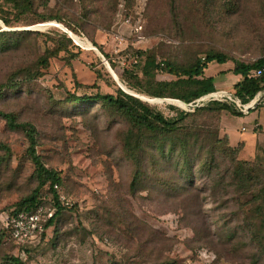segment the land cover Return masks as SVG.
I'll return each mask as SVG.
<instances>
[{"label":"rangeland","instance_id":"1","mask_svg":"<svg viewBox=\"0 0 264 264\" xmlns=\"http://www.w3.org/2000/svg\"><path fill=\"white\" fill-rule=\"evenodd\" d=\"M0 32V112L34 128L37 154L73 203L42 240L21 247L3 230L6 213L45 179L25 131L0 118V264L18 258L21 264H264L252 195L228 176L234 161L255 165L250 191L264 190V143L254 154L253 141L232 147L224 131L247 137L241 128L253 115L213 109L193 115L186 104L155 101L131 87L145 85L147 58L190 66L221 53L232 68L264 59V0H0ZM137 50L144 57L127 75ZM220 66L210 64L206 74ZM155 74L157 81L176 80ZM118 91L168 120L191 114L186 122L205 127L200 149L206 151L195 146L186 156L160 159L172 154L171 145L126 113L76 101ZM213 149L210 175L203 166L214 162L207 151Z\"/></svg>","mask_w":264,"mask_h":264},{"label":"trees","instance_id":"2","mask_svg":"<svg viewBox=\"0 0 264 264\" xmlns=\"http://www.w3.org/2000/svg\"><path fill=\"white\" fill-rule=\"evenodd\" d=\"M3 33L4 32H0V35ZM23 33H25V35H31L33 32L23 31ZM144 54L145 52L139 50L133 53L136 62L134 65L131 64L125 69V73H127V75L132 74L134 66L140 63L141 59L144 57ZM72 57L76 58V56ZM229 61L230 59L228 58V56L221 53L208 54L206 58H204L203 60L199 59L196 61L195 64H192L190 66H179L176 64H172L166 60L160 61L156 64V66L154 61L150 60V58H147L144 67V81L146 82L145 85H133L131 87H133L135 90L142 94L154 98H159L158 100L168 98L178 99L184 101H175L178 104L189 105L197 99H200L204 96L206 97V95L208 96V94L210 95L213 93H217L215 88V78L206 76V70L212 63L223 65L228 63ZM253 70H262L263 73L257 78H249V74ZM155 71H161L172 75L175 77L176 80L170 82L157 81ZM233 72L235 75H240L243 79L235 85V91L232 95L236 96L239 100H241L244 105L252 102L258 94L264 91V59H260L253 64L237 62L235 63ZM124 93L130 94L125 90ZM132 94H134V92H132ZM76 101L79 104H106L108 106L117 108L120 112L126 113L132 119V123L136 127H139L140 129L145 130L147 133H150L152 136L155 137V140H157L158 142H162L164 144L167 142L171 145L170 152L172 154H161L160 159H167L168 155L173 156L177 153L186 156V154L193 152L196 147L200 149V142L204 140L206 134L205 130L203 129L205 128L204 125H199L196 122H193L192 124L186 122L192 117L191 114L182 112L180 113L178 118L168 120L162 114L154 112L149 106L135 101L132 98H124L119 91L116 95L102 94L100 92H97L93 95H83L77 98ZM258 106H256V108ZM170 109L174 110L175 108L171 107ZM211 109L219 113L223 111H230L231 113L236 115L241 114L235 111L232 108V105L228 103L215 102L214 106L211 108L200 107L195 109L193 115ZM0 118L6 120L8 126L11 129H22L25 131L30 143V146L28 148L29 155L37 168V172L45 179V182L42 183L41 186L32 193V195L20 202V204H18V206H16L14 210H11L6 213L5 218L2 220V228L6 233L9 234L10 224L19 213H31L36 211L41 206H45L48 208L55 207V214L53 218L46 222L45 232H43L39 237V240H42L45 237L47 231L53 226H55V224L57 223L58 216L62 212L70 210L73 205L63 206L60 204L59 198L61 195H64L68 199L70 198L66 195L62 188V180L60 176L55 172L46 169L44 164L42 163L40 156L37 154V139L35 136L34 128H30L26 124L18 125L16 122V117L13 114H6L0 112ZM160 149L164 153L165 145L162 146ZM200 151L203 154V151H206V148L203 146ZM207 151H209V155L214 161L216 149ZM233 151L236 150L234 149ZM198 160L200 161L201 159L198 158ZM215 162L216 161L212 162V165L208 166L207 168L204 165L203 172H211L210 175H212V166L216 164ZM249 166L245 163L234 161V164L230 169V174L228 176L232 186L238 185L239 188L245 189L246 195H252L253 204L255 205L252 214L254 215L256 221L259 222L258 228H260V231H263L264 190L260 191L257 195H253V193L250 191L251 186L249 187V185L257 179V176L255 175V165L252 166V170L248 169L251 168ZM47 183H49V190L47 192L40 193L41 189ZM163 241L166 242L167 239L164 238ZM18 245L23 247L20 244ZM164 258L166 257L164 256ZM13 261L16 264H21L19 258L13 259ZM163 264L176 263L174 261L166 259Z\"/></svg>","mask_w":264,"mask_h":264},{"label":"built area","instance_id":"3","mask_svg":"<svg viewBox=\"0 0 264 264\" xmlns=\"http://www.w3.org/2000/svg\"><path fill=\"white\" fill-rule=\"evenodd\" d=\"M263 73L262 70H253L249 74V78H257L261 76ZM222 93L221 97L216 100H221L222 103H228L239 110L242 114H247L250 110L247 105H244L241 100H239L236 96H230V93L220 92ZM204 98V97H203ZM202 99V98H201ZM200 99V100H201ZM198 101L192 102V105L188 106V109L195 110L194 108L199 104ZM253 103V101L251 102ZM250 103V104H251ZM248 104V105H250ZM254 107V105H251ZM246 129H243L245 131ZM96 193H100L101 188L96 187L93 190ZM59 202L63 206H72L73 203L71 199L66 198L64 195H61L59 198ZM55 214V207H45L41 206L36 211L31 213H19L11 222L9 234L10 236L20 245L24 246L34 240L39 239L40 235L45 232V224L48 220L52 219Z\"/></svg>","mask_w":264,"mask_h":264},{"label":"crops","instance_id":"4","mask_svg":"<svg viewBox=\"0 0 264 264\" xmlns=\"http://www.w3.org/2000/svg\"><path fill=\"white\" fill-rule=\"evenodd\" d=\"M233 69L234 68H232L231 64L226 63L217 68L214 73H207L208 75L206 74V76L215 78V88L217 91L227 92L226 90H228L229 92H234L235 85L238 84L243 78L240 75H235ZM220 75H222L224 79L216 82V78ZM256 106L250 109L247 114L241 113L244 116L253 115L252 123L241 128V132L246 133L248 135L247 137L244 138L240 136L239 131L236 129L233 130L226 128L224 130L229 137L232 147H238L240 144H242L243 149H245L248 142L253 141L255 143L253 148L254 154L258 153L259 147H263L260 143H264V114H261L264 104L259 105L257 108ZM243 129L246 130L243 131Z\"/></svg>","mask_w":264,"mask_h":264},{"label":"bare ground","instance_id":"5","mask_svg":"<svg viewBox=\"0 0 264 264\" xmlns=\"http://www.w3.org/2000/svg\"><path fill=\"white\" fill-rule=\"evenodd\" d=\"M76 42H77V41H76ZM260 94H261V93H260ZM260 94H258L257 97L253 100V103H251L250 105L247 104L248 108H250L251 105H256L258 102H264V97L261 96ZM221 95H222V93H219V92H217V93H213V94H210V95H208V96L202 98V99L199 101V103H208V102L214 101V100L220 98ZM230 96H233V95L230 94ZM153 100H154V99H153ZM155 101H160V100H155ZM162 101H163V100H162ZM190 105H192V103L189 104V105H187V106H190Z\"/></svg>","mask_w":264,"mask_h":264},{"label":"water","instance_id":"6","mask_svg":"<svg viewBox=\"0 0 264 264\" xmlns=\"http://www.w3.org/2000/svg\"><path fill=\"white\" fill-rule=\"evenodd\" d=\"M225 93H230V92H225ZM209 95V94H208ZM207 96V95H206ZM205 97V96H204ZM203 98V97H202ZM145 99V98H144ZM154 99H159V98H154ZM201 99V98H200ZM199 99V100H200ZM163 100H168V101H179L178 99H171V98H168V99H163ZM181 101V100H180ZM196 101H198V100H195V101H193V102H196ZM215 102H221V100H214V101H212V102H210V103H215ZM207 104H209V103H206V104H199L198 106H196L194 109H197V108H200V107H204L205 105H207ZM256 105H254V107H255ZM253 107H250L249 109H252Z\"/></svg>","mask_w":264,"mask_h":264}]
</instances>
